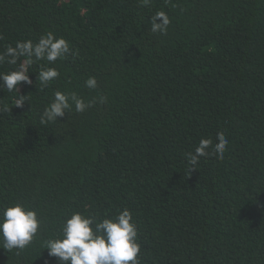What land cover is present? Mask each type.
Masks as SVG:
<instances>
[{
    "label": "trees",
    "instance_id": "1",
    "mask_svg": "<svg viewBox=\"0 0 264 264\" xmlns=\"http://www.w3.org/2000/svg\"><path fill=\"white\" fill-rule=\"evenodd\" d=\"M157 11L166 35L150 31ZM48 32L74 52L51 65L59 78L40 90L34 63L22 108L0 88V206L43 220L0 264H57L42 244L66 217L125 208L141 264H264V0H0V53ZM57 90L91 107L42 124ZM220 132L223 159L189 170L186 153Z\"/></svg>",
    "mask_w": 264,
    "mask_h": 264
},
{
    "label": "clouds",
    "instance_id": "2",
    "mask_svg": "<svg viewBox=\"0 0 264 264\" xmlns=\"http://www.w3.org/2000/svg\"><path fill=\"white\" fill-rule=\"evenodd\" d=\"M141 4L148 6L149 0H141ZM149 24L152 33L166 35L170 19L164 11H157L150 17ZM69 55H74L69 42L54 36L52 32L42 35L35 43L29 39L17 41L15 47L8 45L0 53V65L7 63L15 67L11 71L0 72V88L15 92L14 106L22 108L28 97L19 95L18 86L21 83L33 84L29 78L32 65L39 64L36 81L43 90L60 76L57 68L51 65ZM21 58L23 61L18 63ZM85 86L96 89V78L90 76ZM106 101V97H99L100 103ZM89 107L91 102H85L76 92L57 90L41 114V123L57 122L73 108L82 113ZM228 144L223 132L217 134L215 144L210 138H201L194 151L186 153L187 162L192 166L189 170L196 169L200 157L214 153L217 158L223 159ZM42 225L43 220L38 212L27 203L12 201L0 206V248L8 252L17 250L16 254H19L34 242ZM42 247L50 257L56 259L57 264H141L137 226L127 208L114 217L103 218L73 212L65 218L59 234L46 239Z\"/></svg>",
    "mask_w": 264,
    "mask_h": 264
}]
</instances>
